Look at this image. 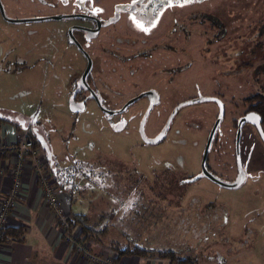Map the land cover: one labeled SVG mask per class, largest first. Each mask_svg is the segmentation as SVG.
<instances>
[{"label": "rangeland", "instance_id": "374dc122", "mask_svg": "<svg viewBox=\"0 0 264 264\" xmlns=\"http://www.w3.org/2000/svg\"><path fill=\"white\" fill-rule=\"evenodd\" d=\"M2 2L9 16L94 12L97 4L119 11L120 27L137 39L124 50L129 53L144 45L142 38L158 41L145 34L142 23L148 22L149 11L159 8L151 25L168 31L166 84L150 76L154 63L120 65L116 74L107 76L114 84L110 88L120 91L110 94L109 105L121 106L146 87H156L159 101L145 121V134L153 137L177 104L220 97L225 115L210 144L207 166L223 181L234 179L233 122L245 109L244 101L249 104L246 99L264 93V0H171V6L166 0ZM133 4L144 8L123 13ZM208 17L225 28L219 40ZM78 22L64 17L9 23L0 16V113L31 121L49 149L46 153L33 136L38 154L47 159L49 154L55 167H68L61 173L73 174L76 189L70 206L80 203L97 216L111 213L113 226L103 237L106 242L174 250L180 259L193 257L197 264H264V145L254 128L243 126L240 156L245 178L240 186L229 188L201 174L203 150L218 114L212 100L180 106L165 139L156 143H142L138 133L146 101H137L116 117L125 122L121 131L111 127L110 118L93 101L72 112L70 85L85 67V58L79 46L68 41L67 31ZM134 64L140 67L132 71ZM176 67L179 72L172 70ZM43 174L57 188L54 176Z\"/></svg>", "mask_w": 264, "mask_h": 264}, {"label": "flooded vegetation", "instance_id": "af4514ba", "mask_svg": "<svg viewBox=\"0 0 264 264\" xmlns=\"http://www.w3.org/2000/svg\"><path fill=\"white\" fill-rule=\"evenodd\" d=\"M27 1L32 2L33 0H27ZM97 5H99V6H96L97 9L94 12L72 11V12L68 13V15L56 14V15H61L62 16L61 18L67 17V18H76V19L80 20V22H78V23L71 24V26L69 27V29L67 31V38H68V41L70 43H73V44L79 46V48H80V50H81V52L85 58V67L80 72L78 79L71 82V85H70L71 91H70L68 106H69L71 101L83 102V104H84L83 109H85L87 106V103L90 101H93L97 105V107L108 118H110L111 127L116 131H121L123 129V125L125 124V122L123 119L116 118V117H119L122 113L126 112L137 101H146L147 106H148L149 101H150L149 97L148 96H142V97L132 101L130 104H128V106L125 108L124 111H122L118 114H115V115H111L108 112H105L103 109H105L107 111L119 110L129 100H131V99L137 97L138 95H140L141 93L149 91V90H154L157 93V100H156V103L153 105V107H154L158 104V101H159L158 92L156 90V87H146L145 89H143L139 93H137L135 96L128 98L121 106L112 107L109 105V96H110V94L111 95H117L120 93V91H115L112 88H110V86H114V84L110 83V81L107 79V76L110 74H112V75L116 74L117 71L119 70L120 65H122V66L127 65L130 62L132 64V62H135L138 60L140 62H148L149 64L154 63L155 67L152 68V70L150 71V76H158L159 81H157V82L160 83V85L162 83L166 84L168 69L166 67V59L165 58H166V51L168 49V43H167L168 31H166V30L162 31L161 27H156V25H154V26L151 25L153 20L156 19V15L159 13V8H158V11L157 10L149 11L148 12V14H149L148 22H146V23L143 22L142 24L146 25L145 34L148 37L155 38V40L158 39V41L153 42V43H147V42H145L147 39L142 38L141 40H142V43H144V45L140 46L136 51H134L132 53L124 52L125 49H127L131 45H134L136 43L135 41L137 39L135 37H132V35L128 34V29L126 27H120L119 19L123 18V16L121 15L122 13H120L119 11H115V10L113 12H110L108 10V7L102 6L100 4H97ZM132 6H134L133 10L130 9ZM92 7H95V6H92ZM142 8H144L143 5L141 7H138L136 4L129 5V7H127V8L124 7L123 13H133L134 11H137V9H142ZM2 10L4 11V13L6 15L5 17L2 14ZM0 16L2 17V19L4 21L9 22V23H20L19 19H25V18H28V19L40 18L38 16H33V15L9 16L6 13V9L3 5L2 0H0ZM52 16H54V15H52ZM42 17H49V16H42ZM32 21H36V20H32ZM26 22H31V21H26ZM129 25L131 27L133 24L129 23ZM172 30L175 32H178L181 29L174 28ZM69 31L72 33V36L74 37V41L70 40ZM77 31L79 32V35L76 34ZM215 40H217V39H215ZM178 48H176L175 51L181 53ZM88 57L91 59L92 66H91L90 71L86 75L85 80L83 81L82 80V74L84 73V71L87 67ZM134 66H135V64L130 66V69L132 71H134L140 67L139 64H137L135 67ZM176 68L172 69V70H176V72H179L181 69L180 68L178 70V67H176ZM117 76H119V74H117ZM149 79H151V78H149ZM157 82L153 81V84L155 86H157ZM101 95H103V98L101 97ZM216 98L221 100L223 103V106H224L223 117H224V115H225L224 102L220 97H216ZM214 102L218 105V112H219V104L217 101H214ZM181 103H183V102H181ZM244 105H246V107L243 110L242 114H240L233 122L235 134H236V129H237V121L239 120V118H241L247 112H255L253 110H249V104L246 101H244ZM69 108H70V106H69ZM82 110H80V111H82ZM80 111H78V112H80ZM1 118L2 119H11V120L15 121L16 123L18 122V123H22V124H25V123L33 124L31 121L27 122V120L23 119L20 116H15V117L11 118V117H8L7 115L2 114ZM141 119H142V117L140 118V121H141ZM140 121H139V124H140ZM166 121H167V119H166ZM166 121H165V123H166ZM118 123H122V127L120 129H115V125ZM165 123H164V125H165ZM245 124L246 123H244L243 126ZM163 126L161 127V129L163 128ZM243 126H242V129H243ZM251 126L256 131L255 127L253 125H251ZM161 129L159 130V132L161 131ZM27 130L30 131L32 136H34L36 139H37V135H41L39 129L35 128L34 125L32 128L28 127ZM167 130H168V128H167ZM167 130H166V132H167ZM144 131H145V126H144ZM138 133H139V136L141 138L142 143H147L141 137L139 125H138ZM256 133H257V131H256ZM156 135H154V136H156ZM257 135H258V133H257ZM258 137H259V135H258ZM149 138H152V137H149ZM260 141L262 142L261 139H260ZM48 159H51V158L49 157ZM52 162H54V160H52ZM206 166H207V159H206ZM60 167H57V169H59ZM209 171H210V169H209ZM236 175H237V168H236L235 177H236ZM235 177H234V179H235ZM193 179H195V178H189L187 181H191Z\"/></svg>", "mask_w": 264, "mask_h": 264}, {"label": "crops", "instance_id": "0c3cea01", "mask_svg": "<svg viewBox=\"0 0 264 264\" xmlns=\"http://www.w3.org/2000/svg\"><path fill=\"white\" fill-rule=\"evenodd\" d=\"M28 127L32 128L33 124L16 123L11 119L0 121V167L6 165V169L0 174L1 194L6 193L11 182V168L14 164L11 147L22 139L33 140L29 135L30 131L27 130ZM34 149L37 152V149ZM36 157L42 161L41 172L56 178V164L46 156L39 155L38 152ZM34 166L35 157L27 156L21 175L20 193L0 242V264H98L90 258L80 256L72 243L64 241L54 216L43 202L40 178ZM57 189L69 214L84 210L83 205L78 206V203L72 208L70 203L73 201V195L59 190V187ZM19 228L23 231H18ZM70 230L80 232L78 226H70ZM18 233H21V237H14ZM85 241L89 245V255L110 257L115 264H169L166 260L157 258H142L135 255L118 256L115 251L108 248V243L104 239L102 244Z\"/></svg>", "mask_w": 264, "mask_h": 264}, {"label": "trees", "instance_id": "16d2710c", "mask_svg": "<svg viewBox=\"0 0 264 264\" xmlns=\"http://www.w3.org/2000/svg\"><path fill=\"white\" fill-rule=\"evenodd\" d=\"M208 19L211 20L212 24L214 25L215 33L213 37L217 40L220 39L224 34V29H225L224 26L221 25L219 23V20L215 17H208ZM261 70L264 73V65L261 66ZM246 100L249 101V110H253L260 115L261 126L264 130V93L260 91L256 92ZM0 121H2V118H0ZM29 135L33 137L31 132L29 133ZM67 168L68 167H60L59 169H57V172L55 173L56 178L54 184L55 186L60 188L59 190L65 191L68 194L73 195V191L76 189L75 183L71 180V178H73L72 177L73 174H71L69 177L68 176L69 174H66L64 176L63 173H61V169L66 170ZM143 189H144L143 187L140 189L142 194H143L142 191ZM141 193L138 194V196H140ZM78 206H80V203H78ZM110 216L111 213H106L104 215H98V216L92 215L89 214L88 212H85V210L81 209V210L73 211V213L70 214L69 222L71 227H77V226L79 227L80 234L84 237L85 240L97 244H102L103 237L105 236L106 232L109 230V227L113 226L109 222ZM18 231L22 232L23 229L19 228ZM20 235L21 233H18L14 237L20 238L21 237ZM3 237L4 234L2 235L0 240H2ZM107 243H108V248H110L112 251H115L118 256L135 255L142 258H157L161 260H166L169 264H197L196 259L193 257L186 256L180 259L174 250H160L155 248L147 249L137 242L128 243L126 245H122L118 241H109V242L107 241Z\"/></svg>", "mask_w": 264, "mask_h": 264}, {"label": "built area", "instance_id": "2783aa9c", "mask_svg": "<svg viewBox=\"0 0 264 264\" xmlns=\"http://www.w3.org/2000/svg\"><path fill=\"white\" fill-rule=\"evenodd\" d=\"M14 154V164L11 168V182L5 194L0 193V239L3 235L4 228L7 226L17 197L20 193L22 184V172L24 169V162L27 156L35 157L34 169L40 178L41 193L44 204L50 209L55 218L56 224L62 232L65 242L72 243L77 253L84 258H90L99 264H115L110 257H92L89 255V247L80 232L70 230L69 213L64 202L58 195L57 188H55L48 176L41 172L40 159L36 157V150L34 143L29 139H22L17 144L11 147ZM6 169V165L0 167V174ZM1 242V240H0Z\"/></svg>", "mask_w": 264, "mask_h": 264}, {"label": "water", "instance_id": "95a60500", "mask_svg": "<svg viewBox=\"0 0 264 264\" xmlns=\"http://www.w3.org/2000/svg\"><path fill=\"white\" fill-rule=\"evenodd\" d=\"M134 6H132L130 9L133 10ZM2 14L5 17V13L2 10ZM62 16L61 15H54V16H49V17H40V18H25V19H19L20 22H26V21H32V20H36V21H42V20H49V19H60ZM69 38L71 41H74V37L72 36V33L69 31ZM88 63H87V67L84 71V73L82 74V80H85L86 75L88 74V72L91 69L92 66V62L91 59L88 57ZM142 96H148L149 97V104L142 116V119L140 121L139 124V130H140V134L142 139L147 142V143H156L159 142L161 140H163L166 136V130L176 112V110L182 106L185 103H189V102H195V101H201V100H213V101H217L219 104V112L218 115L213 123V126L211 128V131L209 133L208 139L206 141V145L204 147L203 150V154H202V159H201V174L209 179H211L212 181L216 182L217 184L224 186V187H229V188H236L238 186L241 185V183L243 182L244 178H245V171L242 167V163H241V156H240V139H241V131H242V126L244 123H249L251 125H253L260 137V139L262 140L263 144H264V130L261 126V117L258 113L256 112H247L245 115H243L241 118H239V120L237 121V129H236V134H235V156H236V168H237V175L235 177V179L231 182H226L223 181L221 179H219L216 175H214L213 173H211L208 169V167L206 166V159H207V155H208V151H209V147L211 144V141L213 139L214 133L223 117L224 114V106L221 100H219L216 97H201L198 99H193L190 101H186L183 103L178 104L173 111L171 112V114L169 115V117L167 118V121L165 123V125L163 126V128L161 129V131L154 137L149 138L145 135V131H144V126H145V121L147 119V116L149 115L153 105L156 103L157 100V93L154 90H149L146 92L141 93L140 95H138L137 97L129 100L121 109L119 110H112V111H107L105 109H103L105 112H108L111 115H115L118 114L122 111L125 110V108L128 106V104H130L132 101L142 97ZM70 110L72 112H78L80 110H82L84 108V104L83 102H75V101H71L70 104ZM2 117V113H0V118ZM254 117V118H253ZM122 127V123H118L115 125V129H120ZM37 142L40 144V146L45 150L46 153H48V146L44 140V138L41 135H37ZM47 157L49 158L50 155L47 154Z\"/></svg>", "mask_w": 264, "mask_h": 264}, {"label": "snow or ice", "instance_id": "6c2138e0", "mask_svg": "<svg viewBox=\"0 0 264 264\" xmlns=\"http://www.w3.org/2000/svg\"><path fill=\"white\" fill-rule=\"evenodd\" d=\"M190 2H192V0H183V3H190ZM166 3H168L169 6H171V0H166ZM138 27H142V25H138Z\"/></svg>", "mask_w": 264, "mask_h": 264}]
</instances>
